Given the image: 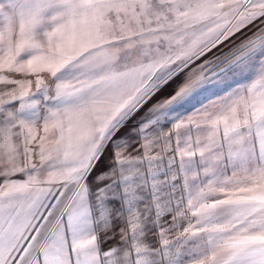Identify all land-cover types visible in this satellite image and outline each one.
<instances>
[{"label":"snow or ice","instance_id":"1","mask_svg":"<svg viewBox=\"0 0 264 264\" xmlns=\"http://www.w3.org/2000/svg\"><path fill=\"white\" fill-rule=\"evenodd\" d=\"M0 264H264V0H0Z\"/></svg>","mask_w":264,"mask_h":264}]
</instances>
